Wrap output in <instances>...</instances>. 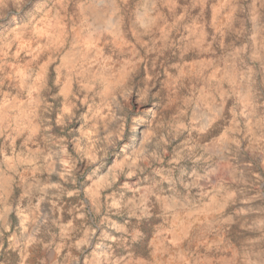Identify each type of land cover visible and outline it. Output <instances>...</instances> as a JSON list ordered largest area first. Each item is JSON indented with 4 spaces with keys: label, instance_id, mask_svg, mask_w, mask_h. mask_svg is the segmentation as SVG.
I'll return each mask as SVG.
<instances>
[{
    "label": "clouds",
    "instance_id": "9594fccd",
    "mask_svg": "<svg viewBox=\"0 0 264 264\" xmlns=\"http://www.w3.org/2000/svg\"><path fill=\"white\" fill-rule=\"evenodd\" d=\"M0 264H264V0H0Z\"/></svg>",
    "mask_w": 264,
    "mask_h": 264
}]
</instances>
